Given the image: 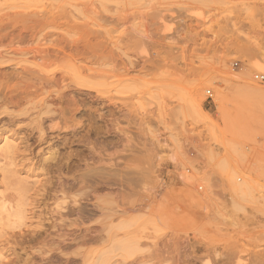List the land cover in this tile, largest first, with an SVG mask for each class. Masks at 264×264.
<instances>
[{
  "label": "rangeland",
  "instance_id": "374dc122",
  "mask_svg": "<svg viewBox=\"0 0 264 264\" xmlns=\"http://www.w3.org/2000/svg\"><path fill=\"white\" fill-rule=\"evenodd\" d=\"M262 67L264 0H0V264H264Z\"/></svg>",
  "mask_w": 264,
  "mask_h": 264
},
{
  "label": "bare ground",
  "instance_id": "6f19581e",
  "mask_svg": "<svg viewBox=\"0 0 264 264\" xmlns=\"http://www.w3.org/2000/svg\"><path fill=\"white\" fill-rule=\"evenodd\" d=\"M260 70L264 72V67H262ZM249 75H250V74H247L248 78H249ZM243 78H245V77H242V79H243ZM252 83H253V82H252ZM253 84H254V83H253ZM83 87H84L85 89H87V90H94V89H95L93 86H88V85H85V86H83ZM253 90H254V92H256V93H260V92H262V88L258 87L257 84H256V85L254 84ZM95 91L97 92V94H100V93H99L100 91H98L97 89H95ZM101 98L103 99V97H101ZM48 114H49V113H48ZM50 114H51V113H50ZM245 189H246V184H241V185H236L235 188H234V191H235L236 193L243 194V193L245 192ZM100 239H101V238H100Z\"/></svg>",
  "mask_w": 264,
  "mask_h": 264
},
{
  "label": "built area",
  "instance_id": "2783aa9c",
  "mask_svg": "<svg viewBox=\"0 0 264 264\" xmlns=\"http://www.w3.org/2000/svg\"><path fill=\"white\" fill-rule=\"evenodd\" d=\"M255 80H257L259 82H264V75H262V74L256 75ZM207 96H208V98H212L213 97L212 91L209 90L207 92Z\"/></svg>",
  "mask_w": 264,
  "mask_h": 264
}]
</instances>
